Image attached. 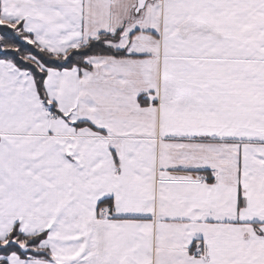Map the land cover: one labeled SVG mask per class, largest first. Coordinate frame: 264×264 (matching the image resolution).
Wrapping results in <instances>:
<instances>
[{
    "label": "snow or ice",
    "instance_id": "1",
    "mask_svg": "<svg viewBox=\"0 0 264 264\" xmlns=\"http://www.w3.org/2000/svg\"><path fill=\"white\" fill-rule=\"evenodd\" d=\"M0 264H264V0H0Z\"/></svg>",
    "mask_w": 264,
    "mask_h": 264
}]
</instances>
